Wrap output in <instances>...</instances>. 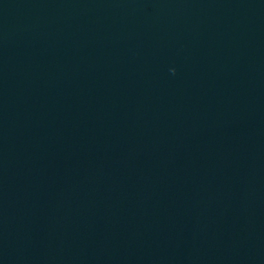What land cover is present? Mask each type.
Returning <instances> with one entry per match:
<instances>
[{"label":"water","instance_id":"obj_1","mask_svg":"<svg viewBox=\"0 0 264 264\" xmlns=\"http://www.w3.org/2000/svg\"><path fill=\"white\" fill-rule=\"evenodd\" d=\"M0 264H264V0H0Z\"/></svg>","mask_w":264,"mask_h":264}]
</instances>
